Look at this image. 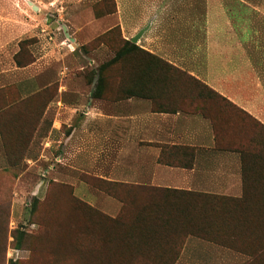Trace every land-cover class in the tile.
Wrapping results in <instances>:
<instances>
[{
  "label": "rangeland",
  "instance_id": "374dc122",
  "mask_svg": "<svg viewBox=\"0 0 264 264\" xmlns=\"http://www.w3.org/2000/svg\"><path fill=\"white\" fill-rule=\"evenodd\" d=\"M150 27L152 37L136 44L145 49L149 43L152 50H145L160 58L176 54L179 65L143 52L114 60L126 39ZM257 46L264 51V0H0L4 96L22 101L18 132L12 134L4 124L10 152L0 141V264H90L92 257L98 264L115 263L110 251L123 229L107 219L93 221V210L115 215L125 207L136 213L140 205L116 199L89 181L96 176L91 165L82 164L74 134L67 140L84 110L98 100H126L122 87L146 83L170 87L158 107L202 108L220 117L208 90L196 95L189 69L202 70L208 51L252 52ZM16 61L20 69L11 75ZM100 77L102 98L93 94ZM222 111L231 114L230 122L245 120L233 109ZM13 152L23 156L16 166L8 162ZM115 191L125 197L134 190ZM260 192L264 204V186ZM259 217H264V205ZM257 224L255 240L188 236L181 249L186 247L185 260L178 264H264V219Z\"/></svg>",
  "mask_w": 264,
  "mask_h": 264
},
{
  "label": "crops",
  "instance_id": "0c3cea01",
  "mask_svg": "<svg viewBox=\"0 0 264 264\" xmlns=\"http://www.w3.org/2000/svg\"><path fill=\"white\" fill-rule=\"evenodd\" d=\"M152 31L148 28L141 41L152 37ZM236 42L239 44V38ZM143 47L152 50L149 43ZM161 56L179 65L174 59L176 54ZM207 56L212 64L208 62L202 70L188 72L264 123V51L257 46V51L214 50ZM190 64L195 65V61ZM19 69L14 66L9 72L12 75ZM4 72L0 68V88L4 86ZM83 113L67 140L74 134L76 152L84 156L82 164L91 165L94 175L147 187L242 196L240 155L216 147L211 121L203 115L180 109H153L151 100L140 97L116 102L98 100ZM183 250L175 264L185 260Z\"/></svg>",
  "mask_w": 264,
  "mask_h": 264
},
{
  "label": "trees",
  "instance_id": "16d2710c",
  "mask_svg": "<svg viewBox=\"0 0 264 264\" xmlns=\"http://www.w3.org/2000/svg\"><path fill=\"white\" fill-rule=\"evenodd\" d=\"M135 52H143L147 57L163 62L162 58L153 55L128 39L116 52L114 60H120ZM16 64L18 67L20 66L18 61H16ZM190 79L197 84L195 86L196 95H201L204 90H208L209 98L215 100L212 103L216 104L218 110H221L219 113L221 116L214 117L205 110H200L202 108L188 112L199 113L211 121L216 147L239 153L242 164L243 194L241 197H233L195 193L187 190L147 187L110 181L98 176L89 177V181H91L94 188H104L116 199L120 198L124 201L128 198L133 204L140 205L139 212L136 213L125 212V207H123V211L115 215L93 210L95 216L91 217L93 221L95 219H107L113 221V224L117 225L116 228L120 226L123 229L121 237L117 238L118 243L110 251L114 257L112 261L115 263L113 264H175L189 235L215 241L214 237H234L237 235L252 236L255 240V237L259 234L257 221L260 222L264 219V217H259V211L264 205L260 198V188L264 186V123L234 104L226 96L201 82L198 78L191 75ZM5 88H0V133L6 149L9 151L5 136L6 125L4 124L8 123L10 125L12 134L18 132V110L22 101L19 99L15 101L6 99L4 96ZM170 90L168 85L140 83L131 88L128 86L122 87L120 91L125 98H147L151 100L153 109H162L165 107L157 106L162 103V100L159 99L160 95ZM103 91L104 85L100 77L95 84L93 94L95 97L102 98ZM193 102L194 104H200L198 100ZM181 108L173 110H183ZM227 109H233L235 115H243L242 117L245 120L237 117V119L230 122L231 114L222 111ZM30 139L31 137L23 146L24 150L28 147L27 144ZM10 155L11 160L8 158V162L13 166L18 165L20 159L23 158L17 152ZM119 187L134 191H128V195H124L125 197H119V192H113V189ZM137 235L141 237H134ZM162 237L166 238L163 239ZM133 243L138 244L133 245ZM179 245H181V248L178 251ZM260 247L264 248V245ZM255 248L256 250L259 249L258 246ZM250 252L254 253L252 247ZM91 254L94 255L93 252ZM97 259L92 257L90 259L92 263L90 264H98Z\"/></svg>",
  "mask_w": 264,
  "mask_h": 264
},
{
  "label": "water",
  "instance_id": "95a60500",
  "mask_svg": "<svg viewBox=\"0 0 264 264\" xmlns=\"http://www.w3.org/2000/svg\"><path fill=\"white\" fill-rule=\"evenodd\" d=\"M143 32H144V29H142L137 35L132 37L131 41L136 43L138 41V39L141 37V35L143 34Z\"/></svg>",
  "mask_w": 264,
  "mask_h": 264
}]
</instances>
